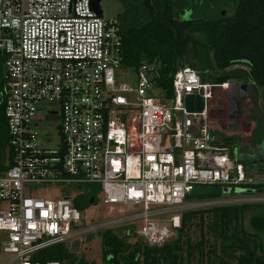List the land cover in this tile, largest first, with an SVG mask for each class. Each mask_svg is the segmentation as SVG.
I'll return each instance as SVG.
<instances>
[{
  "label": "built area",
  "instance_id": "built-area-1",
  "mask_svg": "<svg viewBox=\"0 0 264 264\" xmlns=\"http://www.w3.org/2000/svg\"><path fill=\"white\" fill-rule=\"evenodd\" d=\"M123 48L119 19L99 17L92 0H0V100L9 138L0 172V264H40L39 252L119 223L138 224L136 234L160 246L180 216L165 225L159 215L178 213L193 188L245 186L243 165L220 148L224 138L209 118L215 92L239 83L203 82L185 67L167 98L155 83V64L121 69ZM192 97L202 110L188 108ZM86 185L99 187L108 209L129 212L91 225L74 204ZM46 189L58 198L41 197ZM259 193L239 201L221 194L193 206L264 204Z\"/></svg>",
  "mask_w": 264,
  "mask_h": 264
},
{
  "label": "trees",
  "instance_id": "trees-1",
  "mask_svg": "<svg viewBox=\"0 0 264 264\" xmlns=\"http://www.w3.org/2000/svg\"><path fill=\"white\" fill-rule=\"evenodd\" d=\"M118 15L123 31V71L135 72L142 64L157 66L155 83L172 97V80L181 68L196 71L203 82L234 80L264 89V0H121ZM224 13V15H223ZM4 55L0 54V92L5 84ZM1 99V98H0ZM188 108L203 104L192 97ZM235 138L224 137L222 150L233 148ZM9 148L4 105L0 100V172L7 169ZM254 193L263 185H248ZM75 206L85 211L98 201L96 185L80 187ZM252 194V193H250ZM187 196L186 200H201ZM258 212L245 228L248 211ZM134 231V230H133ZM199 239L193 240V234ZM264 204H243L182 212L174 238L160 246L146 243L134 233L119 238L112 230L100 232L105 264H184L197 255L199 264H264ZM135 239L129 242L128 239ZM40 264H90L77 258L66 244L34 256Z\"/></svg>",
  "mask_w": 264,
  "mask_h": 264
},
{
  "label": "rangeland",
  "instance_id": "rangeland-1",
  "mask_svg": "<svg viewBox=\"0 0 264 264\" xmlns=\"http://www.w3.org/2000/svg\"><path fill=\"white\" fill-rule=\"evenodd\" d=\"M101 10L103 12V19L110 20L118 18V15H121L124 12V4L121 0H102L101 2ZM119 83H124L127 81V77H120L117 79ZM230 92H225L223 90H217L214 95V100L211 103L210 107V122L211 124L216 127L220 128L224 133L231 134L229 137L233 138H240L249 142H256L259 141L260 138H262V135L264 133L261 132V127L263 125V119L260 114L257 113V110L252 109L250 112H245L247 114V119L249 121H252V123L255 125V129L252 130L251 133L245 134L248 131V126L242 125V128H238V130L232 131L228 127L229 119L227 117V113L230 108ZM57 122H52L53 127H56ZM245 134V135H244ZM56 135V134H55ZM227 136V135H226ZM227 136V137H228ZM243 136V137H242ZM259 143V142H258ZM246 183L245 186H236V187H225L223 196L225 199L228 200H243L246 196L250 193L255 192L253 189L248 187L249 184H254L258 181V177H260V173L258 169L256 168L255 164H252L249 162L246 164ZM262 177V176H261ZM257 185V184H256ZM260 185V184H258ZM62 193V192H61ZM260 194V193H255ZM57 190L55 189H46V190H40V196L46 197V198H58ZM99 198V197H98ZM234 201V203L236 202ZM196 201L194 200H185L183 208L178 212H163L159 215L158 220L161 222V224L167 225V220L173 216V215H179L181 216L182 212L191 211V210H198L194 208V204ZM119 209V210H118ZM120 209H124V212H121ZM129 208L125 206H119L116 207L114 210H110L107 207H105L102 203V200L100 198L98 201L94 202L93 204H90L89 207L86 209L85 216L89 222L92 224H95L96 222H104V221H110L120 218L122 215L129 212ZM256 210L248 211L245 216V228L247 231L252 232V228L250 226V220L251 218L257 214ZM140 226L137 225H125L122 223L107 227L105 229L92 232V233H86L84 235H81L72 241L68 242L67 248L69 251L75 254L77 258H84L86 259L90 264H105L104 262V256L101 248V238L99 236L100 232H103L105 230H112L114 234H116L119 238H125V236H128L127 233L130 231L129 235L132 236L134 233L138 232ZM134 230V231H133ZM132 234V235H131ZM171 238H174V232L173 236ZM170 238V239H171ZM199 239V233L193 234V240L197 241ZM261 239L264 243V233L261 234ZM135 239L129 238V242H133ZM5 245L4 236L2 233H0V256H2V249ZM6 264H14L11 262H8ZM184 264H199V259H197V255L194 259L188 261L186 260ZM206 264H209L207 262Z\"/></svg>",
  "mask_w": 264,
  "mask_h": 264
},
{
  "label": "flooded vegetation",
  "instance_id": "flooded-vegetation-1",
  "mask_svg": "<svg viewBox=\"0 0 264 264\" xmlns=\"http://www.w3.org/2000/svg\"><path fill=\"white\" fill-rule=\"evenodd\" d=\"M239 86H245V88L241 90V94L239 93V95L235 93L234 89L230 92V108L227 113L229 119L228 127L235 130L242 128V125L245 124L243 123L247 119L245 112H250L252 109H255L258 114L264 117V102H261L260 90L249 83L239 84ZM236 96H238L239 101L235 99ZM262 121L263 125L260 127L261 132L264 133V119ZM231 152L236 157L235 159L243 165L245 170L246 164L251 162L264 175V135L256 142H248L243 138H235ZM258 181L264 186V177Z\"/></svg>",
  "mask_w": 264,
  "mask_h": 264
},
{
  "label": "water",
  "instance_id": "water-1",
  "mask_svg": "<svg viewBox=\"0 0 264 264\" xmlns=\"http://www.w3.org/2000/svg\"><path fill=\"white\" fill-rule=\"evenodd\" d=\"M101 2L102 0H92V8L94 12L101 17L103 15V12L101 10ZM224 15V13H223ZM247 87V86H246ZM245 86H239V84L232 86L230 92L234 89L235 93L239 95L241 94V90L244 89ZM252 90V89H251ZM260 97H261V102H264V89L260 91ZM239 101L238 96L236 98ZM239 117V113H238ZM236 158V157H235ZM254 191V190H253ZM224 189L222 190L221 188H211V187H195L191 190L189 193V196L193 198H209V197H215V196H220L223 194ZM264 192V190H263ZM254 193V192H253ZM95 202L94 198L90 200V204H93Z\"/></svg>",
  "mask_w": 264,
  "mask_h": 264
},
{
  "label": "crops",
  "instance_id": "crops-1",
  "mask_svg": "<svg viewBox=\"0 0 264 264\" xmlns=\"http://www.w3.org/2000/svg\"><path fill=\"white\" fill-rule=\"evenodd\" d=\"M245 123L244 125L248 126V131L245 133V134H249L252 132V130H254L256 127L255 125L252 123V121H249L248 119H245L244 122ZM216 130H217V135L220 136V137H227L228 135L230 136L231 134H227V133H224L220 128H216L214 127ZM232 131H235V129H231ZM244 134V135H245ZM227 135V136H226ZM227 137V138H231V137ZM243 137V136H242ZM244 138V137H243ZM247 141V139H246ZM249 142V141H248ZM260 173V172H259ZM262 176V177H261ZM264 177V175H262L260 173V177H258V180L262 179Z\"/></svg>",
  "mask_w": 264,
  "mask_h": 264
}]
</instances>
